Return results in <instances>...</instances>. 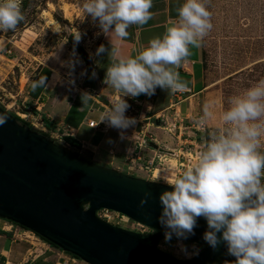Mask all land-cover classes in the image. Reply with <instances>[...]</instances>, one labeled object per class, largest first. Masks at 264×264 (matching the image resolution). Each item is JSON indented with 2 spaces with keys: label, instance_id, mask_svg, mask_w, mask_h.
I'll return each mask as SVG.
<instances>
[{
  "label": "clouds",
  "instance_id": "9594fccd",
  "mask_svg": "<svg viewBox=\"0 0 264 264\" xmlns=\"http://www.w3.org/2000/svg\"><path fill=\"white\" fill-rule=\"evenodd\" d=\"M22 0H0V32L14 30L23 21ZM152 0H84L88 15L104 33L118 38L128 35L130 25H144L151 19ZM178 18L161 37L149 40L135 56L124 57L111 48L112 62L106 68L104 83L120 94L100 116L109 127L127 129L135 118L124 115L129 107L123 97L151 96L155 89L175 93L186 88L175 68L199 47L212 28L210 12L203 0H185L176 10ZM77 31L73 39L79 41ZM105 52L103 44L96 55ZM72 66V62H68ZM95 73H93V76ZM45 85V77L32 82L33 89ZM219 119L222 130L211 132L203 148L172 181L171 189L159 194L161 205L157 222L163 229L164 244L177 241L179 254L191 258L199 254L195 245L182 241L194 235L197 218L206 221L203 241L213 250L223 243L234 264H264V78L232 96ZM205 104L195 123L203 126L212 117ZM7 116L0 113V125ZM120 138L124 139L123 133ZM112 143L111 139L107 141ZM148 193H145V197ZM144 198L140 204L143 205ZM219 233V235H218Z\"/></svg>",
  "mask_w": 264,
  "mask_h": 264
},
{
  "label": "rangeland",
  "instance_id": "374dc122",
  "mask_svg": "<svg viewBox=\"0 0 264 264\" xmlns=\"http://www.w3.org/2000/svg\"><path fill=\"white\" fill-rule=\"evenodd\" d=\"M83 2L22 0L23 21L14 30L0 32V107L23 117L22 112L28 106L22 105L21 94L25 84L41 66L55 70L67 85L77 80L84 61L73 45L91 49L102 33L98 22L85 15ZM203 3L210 12L212 28L201 41L203 56L199 82L204 89L198 99V107L195 112L190 110L188 118H181L180 127L172 131L174 135L163 129L169 121L167 116L157 117V134H151V139L168 149V152H163V165L158 170L153 173L126 170L124 173L170 185L203 148L209 134L223 129L219 116L229 107V99L264 78V0H203ZM77 31L81 33L78 42L73 39ZM69 61L72 62L71 67L68 66ZM205 104L209 105L213 115L205 125L199 126L195 120L202 115ZM31 126L39 131L37 126ZM53 140L91 160L90 156L65 144L63 139ZM260 150L264 151V136L260 137ZM96 214L127 230L139 233L153 231L116 211L101 209ZM38 240L33 247L38 248L37 251L45 246H42L41 238ZM175 242L172 241L171 245L161 242L158 247L173 258L190 259L174 251L172 243ZM182 243L191 245L186 241ZM66 261V264H87L80 259ZM0 264H3L1 259Z\"/></svg>",
  "mask_w": 264,
  "mask_h": 264
},
{
  "label": "water",
  "instance_id": "95a60500",
  "mask_svg": "<svg viewBox=\"0 0 264 264\" xmlns=\"http://www.w3.org/2000/svg\"><path fill=\"white\" fill-rule=\"evenodd\" d=\"M0 113L7 116L0 125V219L27 228L87 264H234L223 243L213 250L203 241L207 225L202 217L187 239L205 244L198 255L180 260L158 247L164 240L157 222L159 194L172 190L171 185L91 161L2 107ZM101 209L153 231L112 225L97 216Z\"/></svg>",
  "mask_w": 264,
  "mask_h": 264
},
{
  "label": "crops",
  "instance_id": "0c3cea01",
  "mask_svg": "<svg viewBox=\"0 0 264 264\" xmlns=\"http://www.w3.org/2000/svg\"><path fill=\"white\" fill-rule=\"evenodd\" d=\"M184 2L185 0H152L149 10L152 13L151 19L144 25H130L127 29L128 35L123 39L116 37L112 32L102 31L91 49L83 48L86 53V59H83L84 67L71 85L65 84L59 76L55 83H52L53 70L48 66L39 67L25 84L21 94L22 105L28 106L24 107L22 112L26 115L24 121L30 125L34 123L33 126H37L39 131L53 139L56 136H60L59 139L70 137L77 143L76 149L80 153H85L91 160L102 165L122 172L144 171L143 166L148 159L154 156L155 162L157 161L156 151L141 147L139 157L132 165L127 160V151L138 142L146 140L155 144L161 153L168 152V149L159 146L155 140H149L151 134H157L158 116H167L169 121L163 129L174 135L172 131L180 127L181 118H188L190 110L195 112L198 107V99L204 89L199 82L203 45L200 42L199 47L189 46L190 56L175 68L189 89V93L179 103L174 104L173 92L160 87H157L151 96L141 94L134 98L123 97L129 105L124 115L136 120V123L127 129H116L109 127L107 122H100L101 114L120 99V94L104 83L106 68L112 62L108 52L113 48L118 50L121 56H135L138 50L148 45L150 39L161 37L166 27L177 20L176 10ZM101 44L104 45L105 52L96 55V49ZM41 77H45V85L33 89L32 82ZM90 121H93L94 126H89ZM64 129L68 131L66 135L61 134ZM121 133L124 139L120 138ZM109 139L112 143L107 142ZM64 143L69 145L65 141ZM161 153L159 158L163 156ZM38 238L40 237L32 231L0 219V255L5 258L4 264H66L68 259L76 261V258L44 240L42 246H45L37 251L38 248L33 247L39 241Z\"/></svg>",
  "mask_w": 264,
  "mask_h": 264
},
{
  "label": "built area",
  "instance_id": "2783aa9c",
  "mask_svg": "<svg viewBox=\"0 0 264 264\" xmlns=\"http://www.w3.org/2000/svg\"><path fill=\"white\" fill-rule=\"evenodd\" d=\"M189 93V89L186 87L183 91H178V92H175L173 93L174 94V104H177L179 103L184 97L185 95ZM23 117H21L23 120H25L26 118V115L23 113ZM33 125H35L34 123H32ZM89 126H94L93 124V121H90L89 123ZM58 131V130H57ZM67 130H62L61 131V134L62 135H66L67 134ZM55 139H59L60 136H56L54 137ZM150 141H154V139H151L149 140ZM83 147V146H82ZM141 147H147L149 149H152L156 152H158V154L156 153L155 155H157V162H155V157L152 156L150 159L147 160L146 164L143 166V170H145L146 172H151L152 173L155 171V170H158L160 168V166H162V158H159V154L161 153L160 151H158L156 148L152 147V146H149L148 145V142H146V140H143V141H140L138 142L136 145H134L131 149H129L127 151V160L129 162L130 165L134 164L135 161L137 160V158L139 157V152L141 150ZM161 154H164L163 152ZM34 233V232H33ZM164 240H162L161 242H163ZM172 241H176V239H173ZM186 242H188L189 244L191 245H195L199 248V252L202 250L203 248V245L201 243H198V242H194V241H187V240H184ZM160 242V243H161ZM183 242V241H182ZM160 243L158 244V246H160ZM172 245L174 246V251L178 252V249L176 247L177 245V241L175 243H172ZM190 245V246H191ZM195 256V255H194ZM75 258V257H74ZM76 259H79L78 257Z\"/></svg>",
  "mask_w": 264,
  "mask_h": 264
},
{
  "label": "trees",
  "instance_id": "16d2710c",
  "mask_svg": "<svg viewBox=\"0 0 264 264\" xmlns=\"http://www.w3.org/2000/svg\"><path fill=\"white\" fill-rule=\"evenodd\" d=\"M72 42H73V41H71V43H72ZM73 46H74L75 50L78 52V54H79L83 59H86V53H85L83 47L80 46V45H77V46L73 45ZM12 115H13V116L16 118V120L19 121L20 123H23V124L29 126L31 129H34L29 123H27V122L24 121L23 119L19 118L18 116L14 115V114H12ZM39 132H41V133L44 134L45 136L49 137L46 133H44V132H42V131H39ZM63 140H64L65 142H67L70 146L75 147V148H78L77 143H76L73 139H71L70 137H63ZM87 159H88V158H87ZM9 222H10V221H9ZM11 223H13V222H11ZM19 226H20V225H19ZM21 227H22V226H21ZM22 228L27 229V228H25V227H22ZM27 230H28V229H27ZM35 234H36V233H35ZM36 235L39 236L38 234H36ZM39 237H40L42 240L46 241L48 244H50V245H52V246L58 248L56 245H54L53 243L47 241V240L44 239L43 237H41V236H39ZM201 244L203 245V247H205V244H203V243H201ZM58 249H59V248H58ZM60 250H61V249H60ZM66 253H68V252H66ZM68 254L71 255L72 257L77 258L76 256H74V255H72V254H70V253H68ZM167 255H168V254H167ZM169 256H170V255H169ZM0 259H1L2 263L4 264V260H5V258H4L3 256L0 255Z\"/></svg>",
  "mask_w": 264,
  "mask_h": 264
},
{
  "label": "bare ground",
  "instance_id": "6f19581e",
  "mask_svg": "<svg viewBox=\"0 0 264 264\" xmlns=\"http://www.w3.org/2000/svg\"><path fill=\"white\" fill-rule=\"evenodd\" d=\"M57 78H58V73L55 71V70H53V72H52V76H51V82L52 83H55L54 81L55 80H57ZM23 115V114H22ZM24 116V115H23Z\"/></svg>",
  "mask_w": 264,
  "mask_h": 264
}]
</instances>
